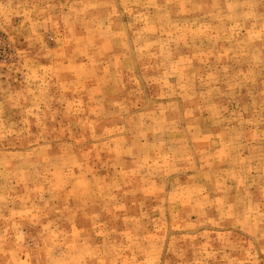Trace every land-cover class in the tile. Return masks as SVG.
I'll list each match as a JSON object with an SVG mask.
<instances>
[{
  "label": "rangeland",
  "instance_id": "obj_1",
  "mask_svg": "<svg viewBox=\"0 0 264 264\" xmlns=\"http://www.w3.org/2000/svg\"><path fill=\"white\" fill-rule=\"evenodd\" d=\"M0 264H264V0H0Z\"/></svg>",
  "mask_w": 264,
  "mask_h": 264
}]
</instances>
